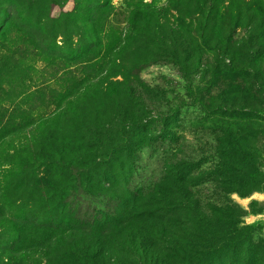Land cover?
Here are the masks:
<instances>
[{"label": "trees", "instance_id": "16d2710c", "mask_svg": "<svg viewBox=\"0 0 264 264\" xmlns=\"http://www.w3.org/2000/svg\"><path fill=\"white\" fill-rule=\"evenodd\" d=\"M72 2L63 21L52 16L60 0H0V264H109L113 255L112 264H123L120 255L127 253L130 264H195L175 246L181 240L175 216L183 213L194 225L212 228L224 218L229 227L221 243L208 247L204 264H264V239L255 238L262 227L243 221L264 209L251 201L248 211L235 205L222 214L215 191L201 196L203 187L215 186L240 198L264 191V0ZM187 20L195 26L196 36H189L194 50H183L181 59L178 33ZM238 31L245 33L239 39ZM145 48L178 66L192 100L162 116L161 133L149 144L173 140L170 126L176 121L181 127L197 107L206 118L194 116L195 139L216 140L223 149L214 148L215 156L221 149L226 159L206 173L200 169L208 157L161 161L160 171L145 173L132 187L128 171L119 173L128 193L117 203L89 199L83 211L54 206L74 190V182L54 169L60 140L72 133L87 131L84 143L95 166H106L103 182L115 174L111 163L120 171L125 165L131 173L145 170L143 147L128 135L155 121L142 123L148 110L138 103L117 112L111 103L146 93L140 78ZM204 50L217 64L203 65ZM175 92L164 88L160 95ZM151 97L162 101L155 90ZM92 169L84 167L79 181L87 196L102 178Z\"/></svg>", "mask_w": 264, "mask_h": 264}, {"label": "rangeland", "instance_id": "374dc122", "mask_svg": "<svg viewBox=\"0 0 264 264\" xmlns=\"http://www.w3.org/2000/svg\"><path fill=\"white\" fill-rule=\"evenodd\" d=\"M72 3V0H60V5L53 8L52 16L55 18H62L64 21L66 19L64 14H66L67 11L73 9ZM169 17L170 23L173 22L175 24V15L173 13H170ZM112 24H114V22H112ZM117 28L118 25L114 27V30H117ZM194 29L195 26L192 24L191 20H187L186 26L179 29L180 31L178 33V37L182 40L181 48L179 49V58L181 59L184 55L183 50H191L189 49V47L193 49L192 45H189V36L195 35ZM244 34L245 33L243 31H238L236 38L239 39ZM144 50L145 54L140 58V65L142 67H146L142 70L140 78L144 83H146L147 94L144 91L140 90L138 92V95H133V97H137V100L135 98H132L133 102L129 100L132 96H129L126 98L120 97L121 100H117L115 102L111 101V103H115L114 108L117 109L116 112L119 109H123L124 106L138 103L140 107L142 106L141 108H146L148 110V114L146 113L144 115L142 123H145L146 121L148 125L149 123L155 121L153 122V124L148 126L149 130L147 128H144L141 133L133 134L134 136H129L126 133L133 145H139L140 149L143 147V153L141 155L143 158H141V160H143L142 166L145 165V170L139 169V171L135 170V172L131 173L129 166L125 165L124 167L126 169L124 168L123 171H120L119 168L115 169L113 167V164L111 163V172H115V174H111L109 182H103V178H106L103 175L106 166H95L93 161L95 155L90 152V149H88V146L84 143L85 140L89 139L87 131L83 135L72 133L65 137V139L60 140L61 150L57 151V157L54 158L56 162V164H54V169H59V171H61L60 174L63 175L64 179L69 177L71 179L70 181L74 182V190H71L69 196L58 199L54 206H59L60 209L65 210L75 209L83 211V209H86L89 199H93L96 203H100V201L106 203L107 200H112L113 203H117L119 199H121L128 193L126 191L125 185L122 183L120 174L123 175L126 171H128L130 175L128 179H131V181L129 182L130 186L132 187L133 184L137 183L136 180L138 178L140 179L142 175H145V173L148 174L153 170L156 171L157 169L158 171H160L159 167L161 165V161H167L169 163L176 164L179 159L198 160L208 157L210 158V160L207 163H204L200 169L206 173L209 169H213L214 166L221 165V163L226 159L223 154L224 150H221L223 149V147L218 146V144L216 143H213L216 140L209 141L206 136L203 141H197L195 139L197 135V133H195V130L198 131V129H196L195 127L196 119L194 116L199 118L198 121H204L206 118L204 113H202L199 109L197 110V107L191 108L189 110L190 114L186 115L187 118H185V121L181 124V127H177L176 121H174L173 126H170V128L172 129L171 132L175 133L176 135L173 140H166L165 142L162 141L163 145L161 147L158 146L159 143H157V145L149 144V142H151L156 138V136L160 135L161 133L162 116L168 115L171 112L170 109L172 107L178 106L182 102L190 104L192 100H190V97L187 98L188 96L185 93V88H187L186 81L181 78L178 71V66L172 63L170 60H167L166 55H164V57L162 58L158 57V53L156 52L158 50L155 51L152 48H145ZM194 52L195 55H197V52ZM203 53L204 54L202 56V62L204 66L212 67L217 64L216 58L212 55H209L207 53V50H204ZM189 61L190 64H193L196 61V57L190 58ZM120 79V77H117L114 78L113 81H117ZM207 79L208 78L206 76V81ZM198 81L200 80L198 79ZM206 81H204V83ZM204 83H200L198 84V86H196L197 84H195L193 89L196 90L198 87H203ZM164 88L167 93L170 92L171 89H174L176 92L172 93V95H165L164 93L163 95H160L161 89ZM154 90L161 97L162 101H154V99L151 97V92H153ZM193 113H195V115ZM151 115H154V117L149 119L148 117H150ZM182 115H185L184 112H182ZM109 121V123H111V120ZM113 122H115L114 119ZM77 131H79L80 133L81 129ZM222 137L223 136L221 135V138ZM116 140L117 139H114V141ZM110 142L111 140L107 138L105 143L108 148L110 147ZM261 143H263V140L259 141V144ZM257 146L260 147V145ZM218 147H221V149L216 151L215 156V152L213 151V149H217ZM260 148L262 150V147ZM180 149L182 152H180ZM139 151L137 152V157L139 156ZM261 153H263L264 156V151H262ZM58 158L60 159V161ZM234 159L235 158L229 160V168L235 166L232 165L236 163L233 161ZM138 165H140V163H138ZM84 167L91 169L92 167H95L94 169H92L94 175L96 177H102L101 182L95 186V188H98V190H96V193L90 194L89 196H87L83 188L79 187V181L82 180V174L83 171H85ZM139 168H141V166H139ZM236 168L241 171L239 165H237ZM116 174L118 176H116ZM207 190H209L210 193H212V191H215L213 200L215 199V205L218 209H225L224 213L222 214L229 213L228 210H232L235 205L237 207H242L244 210L248 211L251 201H255L258 208L260 207L261 209H264V191L253 192L246 198H240L237 194H230L225 196L226 194L222 193L221 188H219L218 186H215V189L213 190L209 187H203L201 192V196L203 199H205V196L208 193ZM218 217L219 216H217L216 219ZM177 218L181 223V240L176 243V250L182 255L185 254L188 256L189 253L191 256L195 257L197 264H204V257L209 251L208 247H210V245L213 246V243H221V239L225 236L226 230L229 229L226 221L224 220V218H220L219 220L214 222L216 225H213L212 228H210L211 226H201L198 224L194 225L193 223H190L189 215L184 213L182 215L177 214L175 216V220H177ZM263 219L264 216L261 213L256 215L246 214L243 219L245 224L251 225L259 223L262 227V231L260 232V234L255 236L256 239L259 237H262L264 239V226L261 225V221ZM125 255H127L128 257ZM125 255H120L122 263L130 264L131 260L129 258V254L127 253ZM114 258V255L110 257V259L108 260L109 264L114 263Z\"/></svg>", "mask_w": 264, "mask_h": 264}, {"label": "water", "instance_id": "95a60500", "mask_svg": "<svg viewBox=\"0 0 264 264\" xmlns=\"http://www.w3.org/2000/svg\"><path fill=\"white\" fill-rule=\"evenodd\" d=\"M262 215L264 216V210L262 211ZM261 224L264 226V219L261 221Z\"/></svg>", "mask_w": 264, "mask_h": 264}]
</instances>
